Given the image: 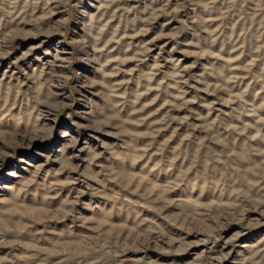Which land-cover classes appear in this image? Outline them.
Wrapping results in <instances>:
<instances>
[{"label":"rangeland","instance_id":"374dc122","mask_svg":"<svg viewBox=\"0 0 264 264\" xmlns=\"http://www.w3.org/2000/svg\"><path fill=\"white\" fill-rule=\"evenodd\" d=\"M0 264H264V0H0Z\"/></svg>","mask_w":264,"mask_h":264}]
</instances>
